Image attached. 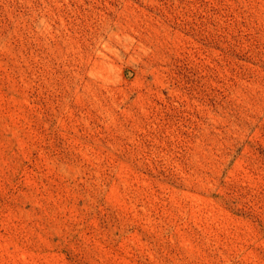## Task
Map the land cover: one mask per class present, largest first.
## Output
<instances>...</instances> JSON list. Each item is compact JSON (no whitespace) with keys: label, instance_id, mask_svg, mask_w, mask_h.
<instances>
[{"label":"rangeland","instance_id":"1","mask_svg":"<svg viewBox=\"0 0 264 264\" xmlns=\"http://www.w3.org/2000/svg\"><path fill=\"white\" fill-rule=\"evenodd\" d=\"M0 264H264V0H0Z\"/></svg>","mask_w":264,"mask_h":264}]
</instances>
